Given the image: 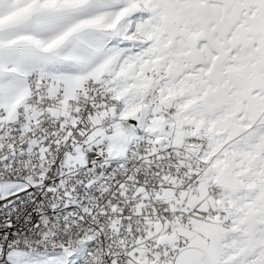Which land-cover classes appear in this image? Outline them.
Returning a JSON list of instances; mask_svg holds the SVG:
<instances>
[{"label": "snow or ice", "instance_id": "obj_1", "mask_svg": "<svg viewBox=\"0 0 264 264\" xmlns=\"http://www.w3.org/2000/svg\"><path fill=\"white\" fill-rule=\"evenodd\" d=\"M0 264H264V0H0Z\"/></svg>", "mask_w": 264, "mask_h": 264}]
</instances>
